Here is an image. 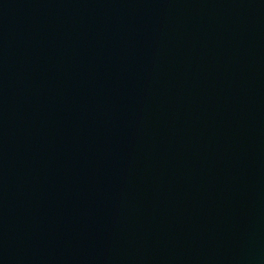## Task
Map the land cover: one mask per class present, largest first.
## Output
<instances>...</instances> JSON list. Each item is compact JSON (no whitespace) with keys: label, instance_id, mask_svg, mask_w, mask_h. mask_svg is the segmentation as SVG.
Returning a JSON list of instances; mask_svg holds the SVG:
<instances>
[{"label":"water","instance_id":"water-1","mask_svg":"<svg viewBox=\"0 0 264 264\" xmlns=\"http://www.w3.org/2000/svg\"><path fill=\"white\" fill-rule=\"evenodd\" d=\"M0 264H264V0H0Z\"/></svg>","mask_w":264,"mask_h":264}]
</instances>
